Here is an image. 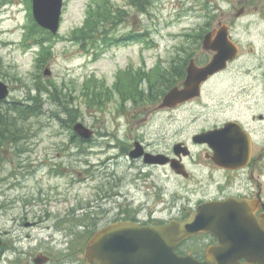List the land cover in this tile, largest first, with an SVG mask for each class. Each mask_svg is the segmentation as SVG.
Segmentation results:
<instances>
[{
  "label": "flooded vegetation",
  "instance_id": "1",
  "mask_svg": "<svg viewBox=\"0 0 264 264\" xmlns=\"http://www.w3.org/2000/svg\"><path fill=\"white\" fill-rule=\"evenodd\" d=\"M243 1L224 12L207 9L206 21L184 34L177 55L160 61L167 71L158 75L155 87L165 92L154 94L146 85L148 99L143 101L147 111L140 118L157 117L163 124L158 120L149 132L129 134L122 147H109L118 149L127 160L124 180L117 176L123 172L108 161L113 156H106L95 169L105 180L113 178L107 190H97L96 185L97 192L84 201L78 195L73 202L70 195L59 198L54 202L59 207L54 209L46 193L41 200L36 197L23 204L26 238L9 242L6 234L13 229L0 231V264H89L87 243L106 226L182 223L212 203L218 204L220 237L199 232L177 237L176 242L171 237L170 243L142 244L138 252H131L125 249L123 234L110 235L108 264H205L213 249L219 250L224 264H258L247 259L242 249H251L250 241L264 227V29L258 27L264 24V0ZM247 15L251 36L261 46L242 57L239 42L245 28L238 23ZM226 34L239 47L227 67L208 77L199 97L160 107L169 89L182 87L190 64L202 67L212 59L214 53L203 48L204 39L214 44ZM209 131L214 133L203 135ZM131 151L138 155L130 158ZM146 153L159 160L144 161ZM3 210L0 203V213ZM24 256L28 258L23 260Z\"/></svg>",
  "mask_w": 264,
  "mask_h": 264
},
{
  "label": "rangeland",
  "instance_id": "2",
  "mask_svg": "<svg viewBox=\"0 0 264 264\" xmlns=\"http://www.w3.org/2000/svg\"><path fill=\"white\" fill-rule=\"evenodd\" d=\"M134 3L137 5L131 0H64L58 32L47 48L41 50L29 48L26 45L29 41L24 38L30 17L29 0H0V79L9 88L7 99L0 102V113L8 109V103H24L29 95L35 94L29 91L37 81L52 86L57 93V100L42 96L41 114L16 121L22 127L23 137L0 147V203L4 207L0 213V231L13 229L6 234L9 242H17V237L25 240L28 230L22 225L21 207L34 198H45L46 193L54 209L59 207L54 203L59 198L70 195L73 202L78 195L84 201L98 189L110 188L113 178L105 180L95 169L97 164L104 163L106 156H113L108 161L113 163V169L123 172L117 176L124 180L127 160L119 155L118 149L109 147H122L127 144L129 134L149 132L158 120L162 122L157 117L147 121L140 118L147 111L143 101L148 99L146 85L155 92L159 84L158 75L164 68L160 61H170L177 55L184 34L202 26L206 21L204 14L210 8L224 12L244 1L136 0ZM96 5L106 17L110 14L112 18L113 27L110 25L105 30L109 36L117 39L137 30L140 37L133 41L119 39L107 47L96 41L95 49L87 52L82 44L90 41L84 34L94 28L90 27V18ZM250 18L247 15L238 23L245 28L239 42L242 57H249L247 53L251 49L258 50L261 46V41L251 36ZM258 27L264 29V24ZM129 79L137 87L133 94L125 87ZM215 84L221 85L220 80ZM67 108L75 112L69 114ZM78 121L95 133L94 141L84 143V149L77 146L80 140L72 129ZM66 206L67 203L62 205ZM27 258L24 256L23 260Z\"/></svg>",
  "mask_w": 264,
  "mask_h": 264
},
{
  "label": "water",
  "instance_id": "3",
  "mask_svg": "<svg viewBox=\"0 0 264 264\" xmlns=\"http://www.w3.org/2000/svg\"><path fill=\"white\" fill-rule=\"evenodd\" d=\"M62 4L63 0H32L33 17L37 24L45 29H48L52 34H56L59 28ZM204 47L215 52L211 62L202 68L190 66L187 69V78L184 82V87L182 89H171L165 95L162 106H173L193 97L198 92L196 85L198 87L201 81L205 80L209 75L224 68L227 60L232 59V57L237 52L236 47L229 43L225 37L217 40L214 44H209L208 40L206 39L204 41ZM8 94L9 90L7 85L0 80V100L5 99ZM72 129L84 139L91 137V130L81 122H76ZM135 155L136 154L134 152L131 153V156ZM145 160L151 162V159L148 157H145ZM153 160L157 161V159ZM212 205V214L205 215L199 211L198 214H195L181 227L191 233L210 231L213 234L220 236V217L216 213L218 212V204L216 203ZM119 227H121L125 233L124 243L130 248V250H137L141 243L145 242L142 240L144 235L146 238H150V235H161L159 228H144L130 222L121 223ZM261 230L258 233L260 236ZM112 233H116L115 230L107 227L92 237L87 245L86 258L89 261H97L100 264H106L105 255L102 257V261H100L101 256L92 257V255H95V253H97L96 251H99L100 248L106 249L107 238ZM252 243L253 244L251 245L259 246V248H253L252 250H249L247 253V259L251 258L250 261L264 264V247H262L264 246V241L262 242L258 241L257 239H253ZM102 244L103 246H101ZM128 247H125V249ZM217 254L218 253H216L214 260H217V262L220 263L222 258H220ZM211 264L217 263L213 262Z\"/></svg>",
  "mask_w": 264,
  "mask_h": 264
},
{
  "label": "trees",
  "instance_id": "4",
  "mask_svg": "<svg viewBox=\"0 0 264 264\" xmlns=\"http://www.w3.org/2000/svg\"><path fill=\"white\" fill-rule=\"evenodd\" d=\"M94 15L90 18L91 24L90 27L94 28L84 34V38H89L90 41H86L83 45V48L89 52L94 50V44L96 41L102 42L106 47L110 46L114 41L109 32H106L110 25L113 27L110 14L105 16V13L102 12V9L99 5H96L93 8ZM91 13V12H90ZM90 15V14H89ZM89 17V16H88ZM87 17V22H88ZM109 23V24H108ZM108 25V26H107ZM95 32L98 34L95 35ZM133 32L128 33L131 38ZM134 36V35H133ZM25 39L30 42V45H37L41 50H45L47 45L50 42L52 36L44 29L40 28L32 19L29 17V24L26 27V32L24 35ZM129 86V87H128ZM126 86L129 92L134 90V87H131V84ZM30 92H35L31 94L25 100V102H11L8 103V109L6 111H1L0 113V147L9 146L5 143L12 142L13 140H18L20 137H23L21 134L22 127H19L16 121L22 119L21 122L25 121L27 118L39 115L42 113V96L46 95L51 97L53 100H57V93L54 92L52 86L46 87L40 81L34 83L33 88L30 89ZM30 103V104H29ZM67 112H75V110H69ZM11 119L10 121H8ZM11 135V136H10ZM11 145V144H10Z\"/></svg>",
  "mask_w": 264,
  "mask_h": 264
}]
</instances>
